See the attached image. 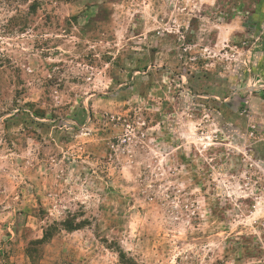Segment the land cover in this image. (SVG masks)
<instances>
[{"label": "rangeland", "instance_id": "374dc122", "mask_svg": "<svg viewBox=\"0 0 264 264\" xmlns=\"http://www.w3.org/2000/svg\"><path fill=\"white\" fill-rule=\"evenodd\" d=\"M119 254L264 264V0H0V264Z\"/></svg>", "mask_w": 264, "mask_h": 264}, {"label": "trees", "instance_id": "16d2710c", "mask_svg": "<svg viewBox=\"0 0 264 264\" xmlns=\"http://www.w3.org/2000/svg\"><path fill=\"white\" fill-rule=\"evenodd\" d=\"M68 228L69 229H67L66 231H74V230H78L79 229L78 227L73 228L72 226L71 227L68 226ZM47 239L48 238L46 236H43V238L41 240H39V241L41 242V241H45ZM119 259H120V261H121L122 264H130L129 261H127V260L124 259V255L123 254H119Z\"/></svg>", "mask_w": 264, "mask_h": 264}]
</instances>
